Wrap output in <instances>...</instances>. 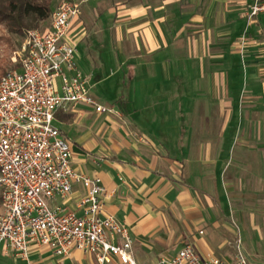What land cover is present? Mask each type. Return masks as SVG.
Returning a JSON list of instances; mask_svg holds the SVG:
<instances>
[{
    "label": "crops",
    "instance_id": "crops-1",
    "mask_svg": "<svg viewBox=\"0 0 264 264\" xmlns=\"http://www.w3.org/2000/svg\"><path fill=\"white\" fill-rule=\"evenodd\" d=\"M73 1L83 10L68 35L77 65L99 104L118 112L56 113L73 169L106 188L102 217L129 230L139 264L187 245L212 257L211 239L200 235L205 227L212 234L217 210L230 202L228 172L264 163V13L250 23V0ZM87 193L75 183L51 205L79 213ZM165 230L184 247L149 243ZM30 261L97 264L79 251L60 258L36 247ZM0 264L26 262L2 245Z\"/></svg>",
    "mask_w": 264,
    "mask_h": 264
},
{
    "label": "built area",
    "instance_id": "built-area-1",
    "mask_svg": "<svg viewBox=\"0 0 264 264\" xmlns=\"http://www.w3.org/2000/svg\"><path fill=\"white\" fill-rule=\"evenodd\" d=\"M245 14L254 22L264 13V0H250ZM82 5L61 0L51 23L28 32L20 50V67L0 79V248L4 245L26 264L33 247L47 248L57 257L79 251L97 264H139L133 256L129 230L115 217H102L107 196L100 180L78 174L72 150L54 125L59 110L92 108L101 115H118L92 95L90 78L76 62L77 48L68 41ZM247 38L241 39L243 46ZM75 183L87 188L78 212L52 207L66 200ZM157 264H231L219 257L202 258L192 245ZM233 264H249L236 255Z\"/></svg>",
    "mask_w": 264,
    "mask_h": 264
},
{
    "label": "rangeland",
    "instance_id": "rangeland-1",
    "mask_svg": "<svg viewBox=\"0 0 264 264\" xmlns=\"http://www.w3.org/2000/svg\"><path fill=\"white\" fill-rule=\"evenodd\" d=\"M60 1H55V7ZM50 23L51 18L33 30L47 28ZM27 34L12 35L3 27L0 28L1 76L19 69L20 50ZM227 175L229 185L235 182V187L230 193V202L223 206V209L217 210L219 220L212 228V234L205 227L203 235L200 236L203 239H211L214 250L208 253L213 257L223 258L233 264L241 250L249 264H264V163L236 165ZM164 233V236L159 237L160 242H156L158 241L156 239L149 240V243L152 246L169 242V245H173L175 235L168 230ZM183 247L182 244H174L173 249ZM168 252L170 256V251Z\"/></svg>",
    "mask_w": 264,
    "mask_h": 264
},
{
    "label": "trees",
    "instance_id": "trees-1",
    "mask_svg": "<svg viewBox=\"0 0 264 264\" xmlns=\"http://www.w3.org/2000/svg\"><path fill=\"white\" fill-rule=\"evenodd\" d=\"M54 7V0H0V28L23 36L48 21Z\"/></svg>",
    "mask_w": 264,
    "mask_h": 264
}]
</instances>
